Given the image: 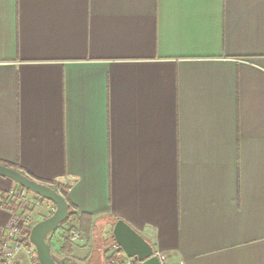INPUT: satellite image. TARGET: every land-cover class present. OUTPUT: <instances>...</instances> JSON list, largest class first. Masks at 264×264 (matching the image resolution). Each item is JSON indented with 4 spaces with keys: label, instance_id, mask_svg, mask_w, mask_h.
Returning a JSON list of instances; mask_svg holds the SVG:
<instances>
[{
    "label": "crops",
    "instance_id": "1",
    "mask_svg": "<svg viewBox=\"0 0 264 264\" xmlns=\"http://www.w3.org/2000/svg\"><path fill=\"white\" fill-rule=\"evenodd\" d=\"M0 161L70 184L87 236L264 264V0H0Z\"/></svg>",
    "mask_w": 264,
    "mask_h": 264
},
{
    "label": "water",
    "instance_id": "2",
    "mask_svg": "<svg viewBox=\"0 0 264 264\" xmlns=\"http://www.w3.org/2000/svg\"><path fill=\"white\" fill-rule=\"evenodd\" d=\"M0 176L7 177L26 189L52 201L55 210L51 215L38 220L31 229L30 240L34 244L41 264H63L52 252L48 235L56 231L69 217L66 198L55 188L29 177L24 172L0 163ZM115 241L129 257H135L141 264H162L155 248L138 230L124 219H118L112 230Z\"/></svg>",
    "mask_w": 264,
    "mask_h": 264
},
{
    "label": "built area",
    "instance_id": "3",
    "mask_svg": "<svg viewBox=\"0 0 264 264\" xmlns=\"http://www.w3.org/2000/svg\"><path fill=\"white\" fill-rule=\"evenodd\" d=\"M24 189L13 188L8 191L9 199L0 198V205L10 211L7 220L0 224V264H41L30 240V233L40 220L36 219L37 207L43 206L53 213L55 204L34 192L29 195ZM122 251L117 242L110 243L104 251L107 264H141L135 257L120 255ZM155 252L162 264H187L183 259L170 260L160 252Z\"/></svg>",
    "mask_w": 264,
    "mask_h": 264
},
{
    "label": "rangeland",
    "instance_id": "4",
    "mask_svg": "<svg viewBox=\"0 0 264 264\" xmlns=\"http://www.w3.org/2000/svg\"><path fill=\"white\" fill-rule=\"evenodd\" d=\"M47 211L48 210H46L43 206H39L37 207L36 216L44 215L47 213ZM103 228L104 227L102 226H97L95 232L87 236L85 233L78 230L77 221L68 219L67 221L63 222L56 231L49 233L47 237L51 244L52 252L58 260L62 261L65 257L59 251V247L61 246L63 240L69 236L72 238L73 234L74 237L72 239V248L74 249L72 254L68 255V257H70L69 263L77 264L79 263V259V261H83L84 259V264H107L105 256L102 259L99 247L101 246L102 242L104 243L108 241L106 243H109L111 241L112 243L110 233L111 227L109 226L108 229ZM121 255L125 256L126 254L124 251H122Z\"/></svg>",
    "mask_w": 264,
    "mask_h": 264
},
{
    "label": "trees",
    "instance_id": "5",
    "mask_svg": "<svg viewBox=\"0 0 264 264\" xmlns=\"http://www.w3.org/2000/svg\"><path fill=\"white\" fill-rule=\"evenodd\" d=\"M0 163L8 165V166H11V167H14V168L24 172L25 174H27L29 177H31L33 179H36V180H38V181H40L42 183L48 184L51 187L55 188L60 194H62L66 198V200L68 202V205H69V217H68V219H72L74 221H77L79 230H81L83 232L87 231V233L89 232V230H87V227L88 226L90 227L91 216H90V214H87V213H84V212L83 213H78L74 209L75 206L70 201L69 195H68L69 194V190L71 188L70 184H68V183H66V182H64L62 180H57V179L47 180V179H42V178L36 177L33 174H31L30 172H28L27 170H24L20 165H17V164L8 163V162H5V161H0ZM19 186L21 188H25V187H23L21 185H19ZM0 198L1 199H9L8 191H6V192L0 191ZM49 215H51V213H48L45 217H47ZM113 226H114V224H112L111 229H110L111 240H112V242H116L115 239H114L113 233H112ZM73 237H74L73 234H72V238H71V236L66 237L63 240L61 246L59 247V251L66 257V258H64V260H69L68 255L72 254V252H73V248H72V241H73L72 239H73Z\"/></svg>",
    "mask_w": 264,
    "mask_h": 264
},
{
    "label": "flooded vegetation",
    "instance_id": "6",
    "mask_svg": "<svg viewBox=\"0 0 264 264\" xmlns=\"http://www.w3.org/2000/svg\"><path fill=\"white\" fill-rule=\"evenodd\" d=\"M69 261L70 260H63V262H64L63 264H70Z\"/></svg>",
    "mask_w": 264,
    "mask_h": 264
}]
</instances>
